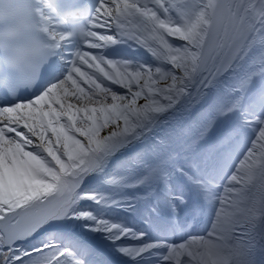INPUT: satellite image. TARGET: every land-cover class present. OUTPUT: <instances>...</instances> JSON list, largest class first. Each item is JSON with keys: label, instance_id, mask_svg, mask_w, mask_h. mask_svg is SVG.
Segmentation results:
<instances>
[{"label": "snow or ice", "instance_id": "snow-or-ice-1", "mask_svg": "<svg viewBox=\"0 0 264 264\" xmlns=\"http://www.w3.org/2000/svg\"><path fill=\"white\" fill-rule=\"evenodd\" d=\"M0 264H264V0H0Z\"/></svg>", "mask_w": 264, "mask_h": 264}]
</instances>
